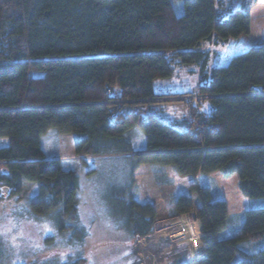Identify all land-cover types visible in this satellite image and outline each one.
Returning a JSON list of instances; mask_svg holds the SVG:
<instances>
[{"label":"trees","instance_id":"1","mask_svg":"<svg viewBox=\"0 0 264 264\" xmlns=\"http://www.w3.org/2000/svg\"><path fill=\"white\" fill-rule=\"evenodd\" d=\"M181 1L176 15L170 0H0V138L7 139L0 146V200L20 198L23 181L33 183L24 214L50 221L60 237L83 239L76 171L40 144L55 128L72 134L76 156L122 163L126 178L114 189L111 217L133 237L152 231L157 211L132 190L141 165L170 166L183 176L236 175L249 200L241 213L230 214L208 186L189 185L199 201L194 219L203 256L185 250L177 264H264V42L211 68L199 49L204 41L248 40L251 16L264 3L243 0L222 17L215 0ZM173 63L199 64L195 91L154 92V80L169 77ZM176 100L187 108L185 126L147 114L155 102ZM134 130L143 136L140 150ZM172 210L193 211L192 198L177 194Z\"/></svg>","mask_w":264,"mask_h":264},{"label":"rangeland","instance_id":"2","mask_svg":"<svg viewBox=\"0 0 264 264\" xmlns=\"http://www.w3.org/2000/svg\"><path fill=\"white\" fill-rule=\"evenodd\" d=\"M176 15L181 14V0H170ZM217 15L227 17L230 12L240 7L243 0H215ZM248 4L252 0H246ZM264 3V0H258ZM258 11V10H257ZM254 21L263 24L254 26L256 35L254 43L264 42V8L257 13ZM248 40L229 39L224 44L202 42L199 49L207 52V67L223 65L232 55L245 50L253 42ZM200 78L199 64H172L169 77L158 78L153 82L156 94H172L195 91ZM196 97V96H195ZM170 98L171 100L179 99ZM204 111L208 105L201 106ZM161 111H153L159 109ZM130 109H126L125 113ZM202 111V109L200 110ZM147 114L170 120L179 126L187 125L185 116L187 108L182 101L155 102ZM136 150L143 143L142 133L131 132ZM7 144L6 138H0V146ZM40 144L46 156L58 158L65 169H73L78 176L79 218L85 228L83 239L70 240L68 234L61 237L56 233L53 224L47 220H37L29 216L26 201L34 194L35 185L23 181L20 198L5 197L0 200V251L3 256L0 264H46L45 257H55L52 264H64L77 261V264H177L181 261V252L187 250L190 258L202 256V242L189 241L187 234H177L187 223L201 227L199 219H194V211L199 206L197 195L193 196V211L174 216L172 207L177 194L189 196V185L208 186L212 197L225 200L228 212L241 213L249 207V200L239 190L236 175L223 177L214 171L204 176L179 175L170 166L159 170L148 164L141 165L132 173V188L135 198L153 204L157 211L152 231L145 237H133L130 229L119 225L111 217L117 207V199L113 192L123 185L126 170L122 163L112 157L86 156L80 158L73 152L71 133H60L49 128L41 137ZM118 158V157H117ZM125 175V176H124ZM115 189V190H114ZM235 221V229L238 221ZM229 231H232L229 230ZM55 241L47 242V237ZM1 253V252H0Z\"/></svg>","mask_w":264,"mask_h":264},{"label":"built area","instance_id":"3","mask_svg":"<svg viewBox=\"0 0 264 264\" xmlns=\"http://www.w3.org/2000/svg\"><path fill=\"white\" fill-rule=\"evenodd\" d=\"M194 222H189L185 226H183L180 230H178L177 234L179 236L187 234V239L189 241L199 240L201 237V227L193 226Z\"/></svg>","mask_w":264,"mask_h":264},{"label":"crops","instance_id":"4","mask_svg":"<svg viewBox=\"0 0 264 264\" xmlns=\"http://www.w3.org/2000/svg\"><path fill=\"white\" fill-rule=\"evenodd\" d=\"M259 15V14H258ZM254 17H258L257 16V12L255 13V15H252L251 16V29H250V35H249V38H251V36H253V42L252 43H254L255 42V38H258V36L256 35V31H255V29H254V26L258 23L259 25H262L263 24V17L261 18V20H260V22H258V21H254ZM195 195V197H196V194H190L189 195V197H191L192 198V200H193V206L195 207V205H194V199H193V196ZM197 198V197H196ZM197 200H198V198H197ZM197 208V207H196ZM183 216V215H182ZM202 256H203V253H202Z\"/></svg>","mask_w":264,"mask_h":264}]
</instances>
